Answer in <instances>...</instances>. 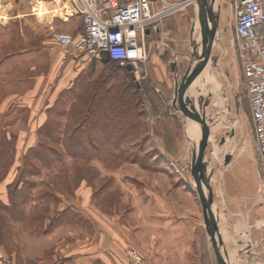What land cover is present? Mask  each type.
<instances>
[{
	"label": "crops",
	"instance_id": "obj_1",
	"mask_svg": "<svg viewBox=\"0 0 264 264\" xmlns=\"http://www.w3.org/2000/svg\"><path fill=\"white\" fill-rule=\"evenodd\" d=\"M181 1L184 0H157L153 1V8L159 10ZM186 2L185 7L147 32L149 59L146 75L143 72L141 79L152 87L162 102L153 111L152 131L171 133L177 123L182 122L194 143L197 140L193 138L195 127L180 109L179 95L191 57L203 42V31L196 2ZM38 4L37 0H0V117L14 115L19 120L17 148L34 146L33 134L45 122L46 104L51 99L47 95L48 64H41L45 61L42 54L48 44V20L40 16L35 8ZM15 7L19 10L11 13ZM82 29L83 25L75 35ZM233 37L234 29L229 45L238 64H217L218 59L213 55L214 48L219 45L217 38L211 54L216 61L213 67L218 68L223 78L226 75L224 80L236 102L239 89L234 86L235 78L244 83V77ZM211 76V64L207 61L204 67L200 64L192 83L195 105L201 113L203 98L212 97L214 90L217 95V84L214 83L212 90L207 82ZM218 88L222 94L226 92L228 101L227 88L225 92ZM25 110L28 115L24 122ZM197 125L201 130L202 126ZM247 135L243 136L234 128L233 142L212 156L214 161L209 147L207 150L209 163L216 170L209 180L212 209L218 224L220 251L228 264H264V174L253 133L250 135L248 131ZM237 136L242 139L240 143ZM228 154L231 159L226 162ZM19 159L17 156V167ZM131 163L140 171L146 169L140 160L128 164ZM167 169H150L146 174L148 179L138 174L115 175V184L101 189H93L90 183L83 181L71 198L48 191L46 198L51 194L56 197L55 201L49 199L52 205L48 207L53 216L62 217L52 229L48 228L52 219L49 218L45 231L39 235L31 230L35 229L34 223L43 221L48 210L38 202L47 204V201L36 198L38 202L30 201L26 218L15 222L13 227L15 247L21 249L17 245L19 235L16 231L20 227L29 244L25 242L23 252L21 250L25 264L29 261L54 264L50 258H61L55 264H132L127 256L128 248L138 250L151 264H220L194 172L175 173ZM11 170L0 185L1 198L6 197L5 188L16 176L17 169ZM159 180L162 185L157 184ZM115 193H119L118 196ZM98 200L115 203L103 209ZM0 264H16V253H10L1 244Z\"/></svg>",
	"mask_w": 264,
	"mask_h": 264
},
{
	"label": "rangeland",
	"instance_id": "obj_2",
	"mask_svg": "<svg viewBox=\"0 0 264 264\" xmlns=\"http://www.w3.org/2000/svg\"><path fill=\"white\" fill-rule=\"evenodd\" d=\"M38 2H40V4H38ZM207 2L208 4H214L216 12H218L220 16L219 26L217 29V31L219 30L220 32L219 35L216 34L219 45L214 48V58L217 57V64H238L236 58L233 56V49L229 45V40L234 29L233 0H207ZM37 4L38 5L35 8H38L40 16L42 18L45 17L48 20V44L47 50L42 54V56H45H43L42 60L45 59V61L41 63L48 64L46 68L48 73L47 95L48 97L50 96L51 99H48L49 104H46L47 108L48 106L50 107L54 104L62 90L67 89L56 106L57 112H61L63 110L65 113H63L64 115L56 114L55 118L60 122L59 124L62 131L66 128L79 125V132L81 135L80 138L91 148L92 146L90 142L98 137H102L104 134L99 131L94 132L93 130H89L85 125H80V120L76 114L81 112L82 109L84 110L90 96L92 98L97 96L99 88L102 87L101 84L108 83L107 86H112L114 88L113 94L117 95L120 88H126V86L134 90V82L139 81L141 84L142 79L138 75L136 76V74L132 71H129L125 65H121L118 62H111L110 59L106 57L98 58L94 55L86 54L78 60L76 59L77 61H71L73 58L67 62L61 61L58 53H52L49 50V47L52 45L51 34L53 31H66L74 34L79 31L82 28V17L76 12L81 9L75 0H68V2L65 0L62 3H55L50 0H37ZM17 8L18 7L11 9V13L17 12L19 10ZM20 8L21 10L23 9L22 7ZM212 51L213 50H211V53ZM212 58L211 54L208 59V64H211L212 76L207 80V82L209 81L208 85L211 86L212 90L214 83L217 84L218 87H221L223 91L227 88V90H225L228 92L227 96L229 97V100L227 101V99H225L226 92L224 91L225 93L222 94L220 89L217 87V95H215L214 90L212 97L208 98L206 96V98H203V114L205 113V123L209 127L207 146L209 149L211 146H217L218 150L216 153L212 151L209 154L211 155V159L214 161L212 156L216 155L221 151V149L228 147L229 143L233 142L231 140V136L234 133V128L238 131V133L243 134V136H248V131L250 132V135H252L253 131L250 101L246 94L244 83H240V79L238 77L235 78L236 83L234 86L239 89L237 90L239 99L235 102L234 98L232 99L231 96L232 92L229 93L230 89H228V84L224 80L226 75H224L223 78L219 71L216 70L218 68L213 67V64H215L216 61ZM53 64H55V66ZM78 75L80 79L79 83L78 80H75ZM27 87L28 86L24 87V89ZM123 96L125 97L126 95L123 93ZM140 101V99L136 100L135 98L134 103L136 104H132L131 107L127 108V110L123 109L119 112H115L117 115H123L127 119H130L133 114H136L137 116L133 129L123 135V138L121 139L120 144L123 149L122 157L118 159L111 158L105 161L104 159L98 158L94 155L89 159H85L74 158L66 154L60 160H53L51 166H44L41 162H38L41 170V173L39 174L27 173L25 178L29 181L32 180L31 182L35 183V187H33L32 191H30L31 194H33L31 202H33L35 198L37 199L39 194H44L42 199H45L47 204L45 201L41 202L38 199L37 200L39 202L36 199L35 201L38 202V205L43 204L44 208L47 207L48 209L43 221L34 223L33 227L35 229H33L34 232L31 230V233L37 235L43 233L45 231V223L47 220L54 217L52 210L48 207L49 205H52L51 201L45 196L48 191H57L65 194L66 198H71V196L74 195L72 193L75 188H79L83 181L90 183V186L93 189H101L107 186H113L115 184L114 176L123 173L129 175L138 174L148 179L146 174L151 171L150 169L162 171V169L168 168L166 171H172L175 173L194 172L196 157L200 150L197 143L198 138L196 132H194L195 134L193 135V138H197V140L193 143L189 134H186V128L182 126V122V124L177 123L178 126H176L175 130L171 133H158L157 131H152V115H154L152 101L145 99V102L143 100L141 101V104ZM232 110L235 111L233 112ZM27 115L28 111L25 110L23 116L24 122L26 121ZM1 118L2 117H0V120ZM18 121L19 120L14 115L8 118H2V121L0 122V133L2 130H5L3 127L11 125L10 128L6 130H8L11 134L16 135L17 139H19V135L17 134ZM183 132H185V134ZM64 133L65 132H61L62 135ZM39 137L40 136L37 132L36 134H33L32 141H35L34 145L37 144ZM47 141L48 143L53 144L52 141L48 139ZM107 141L108 140H106V142ZM241 141L242 139L238 137V142L240 143ZM56 145L57 148L64 150L63 142H58ZM28 148L30 147H18V150L16 149V158L17 156L20 157L18 161L19 164L23 163L22 158ZM90 153L92 152L90 151ZM137 160L142 161L146 168L145 170L140 171L133 163L128 164L131 161L135 162ZM17 165L18 164H16V166L14 165L15 167L13 166L8 169L9 171L7 175H5L6 179L12 171L11 169L18 168ZM214 171L216 170L214 169ZM18 176H20V173L16 170L15 178H18ZM14 179L11 180L14 181ZM160 180L157 184L162 185L163 182ZM3 182L4 180L0 181V185ZM20 186H23V182L20 183ZM5 191L6 197L0 198L5 201V203H8V185L5 188ZM115 194L118 196L119 193ZM114 197L116 198V195ZM100 202L104 206L103 209L106 207L108 208V205L115 203L114 201L111 203L109 202V204L103 203V201H99L98 203ZM98 203L97 205H100ZM28 207L29 204L26 205L27 210ZM14 226L15 222H12V227ZM16 231L19 235L17 245L21 248L19 249V253L23 258L21 250L22 247L24 248L25 242L27 243V241L23 238L24 229L20 227L16 228ZM26 231L30 232L28 229ZM27 245L29 244L27 243ZM50 259L54 264L61 260V258L56 260L53 258Z\"/></svg>",
	"mask_w": 264,
	"mask_h": 264
},
{
	"label": "built area",
	"instance_id": "obj_3",
	"mask_svg": "<svg viewBox=\"0 0 264 264\" xmlns=\"http://www.w3.org/2000/svg\"><path fill=\"white\" fill-rule=\"evenodd\" d=\"M186 1L155 10L151 0H75L81 9L76 13L82 17V32L53 31L49 50L58 53L63 62L86 54L106 57L121 65L130 64L132 72L142 77L149 59L147 30L156 29L165 17L185 7ZM233 9L232 42L243 72L264 174V0H233ZM127 255L132 264H151L136 249H128Z\"/></svg>",
	"mask_w": 264,
	"mask_h": 264
},
{
	"label": "trees",
	"instance_id": "obj_4",
	"mask_svg": "<svg viewBox=\"0 0 264 264\" xmlns=\"http://www.w3.org/2000/svg\"><path fill=\"white\" fill-rule=\"evenodd\" d=\"M75 80H78V83L80 82L79 75ZM107 85L108 83L101 84L102 87L99 88L97 96L93 98L90 96L84 110L82 109L81 112L76 114L80 120V125H85L87 129L94 132L99 131L104 135L92 140L90 142L92 147L90 148L80 138L79 125L66 128L64 131L61 130L60 122L55 118V115H64L63 113H65L63 110L61 112L56 110L57 104L67 91V89L62 90L54 104L46 109L47 118L37 129V134L40 136L37 144L28 148L22 158L23 163L17 168L20 176L8 184V203L0 198V244L4 245L10 253H16V264H25V262L19 253V249L14 245L12 222L23 221L26 218L28 214L26 205L33 199V194L30 191L35 187V183L31 182L32 180L29 181L25 178L27 173L39 174L41 170L38 162H41L44 166H51L53 160H60L66 154L74 158L85 159H89L94 155L105 161L122 157L121 139L123 135L133 129L137 116L133 114L130 119H127L115 112L123 109L127 110L132 104H136L134 103L135 98L136 100H144V102L145 99L151 100L154 109L162 103L158 100L152 87L143 82H141V85L134 82V90L127 86L126 88H120L119 95H114V88ZM123 93L126 95L125 97ZM6 129L0 133V181L6 178L5 175H7L8 169L17 162L18 139L16 135L11 134ZM61 132L65 133L62 135ZM47 139L52 141L53 144L48 143ZM106 140L108 141L106 142ZM58 142H63L64 150L57 148L56 143ZM21 182H23V186H20ZM43 195L39 194L37 199L41 200ZM49 199L55 201L56 197L51 194ZM61 217L54 216L48 228L52 229L55 224L60 222ZM27 263L47 264L36 261Z\"/></svg>",
	"mask_w": 264,
	"mask_h": 264
},
{
	"label": "water",
	"instance_id": "obj_5",
	"mask_svg": "<svg viewBox=\"0 0 264 264\" xmlns=\"http://www.w3.org/2000/svg\"><path fill=\"white\" fill-rule=\"evenodd\" d=\"M191 1H195L198 6V15L203 31V42L199 48L195 49L191 57L188 74L183 79L181 84L182 92L179 95V106L183 113L194 124L195 132L198 138V145L200 150L196 157L194 174L197 182V191L200 196L202 206L204 207V215L208 231L220 264H228L220 251L221 242L218 236V224L212 209L213 196L209 189L210 176L214 171V167L209 163L207 154V139L209 134V127L205 123V113L203 114V112L201 113V111L197 110L192 93V83L195 79L199 66L200 64H203L204 67L211 55L212 46L215 41L217 29L219 26L220 16L213 7V4H208L207 0ZM149 30L150 29H148L147 32ZM126 68L129 71H132V66L130 64L127 65ZM137 83L140 85L139 81H137ZM197 123L202 126L201 130L199 129ZM230 159L231 155L228 154L226 156V162H229Z\"/></svg>",
	"mask_w": 264,
	"mask_h": 264
},
{
	"label": "bare ground",
	"instance_id": "obj_6",
	"mask_svg": "<svg viewBox=\"0 0 264 264\" xmlns=\"http://www.w3.org/2000/svg\"><path fill=\"white\" fill-rule=\"evenodd\" d=\"M67 2H68V0H67ZM69 3H70V1H69ZM213 7L215 8L214 4H213ZM215 10H216V9H215ZM72 11H73V10H72ZM74 11H75V10H74ZM191 136H192V135H191ZM209 150H210V152H212V151L215 152V151H217V146H215V147H214V146H211Z\"/></svg>",
	"mask_w": 264,
	"mask_h": 264
}]
</instances>
